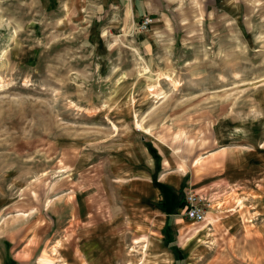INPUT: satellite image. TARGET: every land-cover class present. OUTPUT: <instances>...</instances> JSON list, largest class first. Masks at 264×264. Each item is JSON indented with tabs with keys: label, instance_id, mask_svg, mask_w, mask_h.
<instances>
[{
	"label": "rangeland",
	"instance_id": "374dc122",
	"mask_svg": "<svg viewBox=\"0 0 264 264\" xmlns=\"http://www.w3.org/2000/svg\"><path fill=\"white\" fill-rule=\"evenodd\" d=\"M101 4L0 0V264H84L66 201L116 203L118 152L135 133L196 178L218 169L202 159L216 141L264 143V0H193L141 32L110 31ZM253 174L240 190L208 181L227 187L224 203L198 225L174 200L164 246L127 233L106 258L264 264V168Z\"/></svg>",
	"mask_w": 264,
	"mask_h": 264
},
{
	"label": "crops",
	"instance_id": "0c3cea01",
	"mask_svg": "<svg viewBox=\"0 0 264 264\" xmlns=\"http://www.w3.org/2000/svg\"><path fill=\"white\" fill-rule=\"evenodd\" d=\"M192 1L102 0L101 11L110 31H130L143 15H167L177 11L183 3L192 4ZM150 37V33L142 32L137 39L144 42L145 47H151L152 43L146 40ZM215 137L221 138L217 134ZM120 148L121 158L117 164L121 168L113 172L111 178L119 186L116 203L109 201L106 192L103 194L107 202L99 200L95 191L89 198L78 196L75 203H72V198L66 201V205L71 206L70 213L77 220L78 250L84 264H114L105 255L120 248L124 253L127 233H131L129 239H132L134 234L146 236L148 232H156L161 236L157 243L164 246L167 207L174 200L181 199L187 189L201 187L214 180L240 190L246 187L247 182L255 180V167L264 168V143L259 144V149H251L216 141V147L202 159L212 160L218 169L199 178L187 175L180 168L172 169V160L165 156V149L145 135L133 134ZM263 178L264 174L260 179ZM114 213L118 214L116 220L112 217Z\"/></svg>",
	"mask_w": 264,
	"mask_h": 264
},
{
	"label": "built area",
	"instance_id": "2783aa9c",
	"mask_svg": "<svg viewBox=\"0 0 264 264\" xmlns=\"http://www.w3.org/2000/svg\"><path fill=\"white\" fill-rule=\"evenodd\" d=\"M152 23V18L146 14L136 23L137 31H145ZM226 186L209 187L201 186L187 189L183 197V205L180 207L181 215L193 224H200L206 221L207 214L216 209L219 211L224 201L220 199ZM236 206V205H235Z\"/></svg>",
	"mask_w": 264,
	"mask_h": 264
},
{
	"label": "trees",
	"instance_id": "16d2710c",
	"mask_svg": "<svg viewBox=\"0 0 264 264\" xmlns=\"http://www.w3.org/2000/svg\"><path fill=\"white\" fill-rule=\"evenodd\" d=\"M183 205V199L180 200V202L177 204L178 208L181 207Z\"/></svg>",
	"mask_w": 264,
	"mask_h": 264
}]
</instances>
